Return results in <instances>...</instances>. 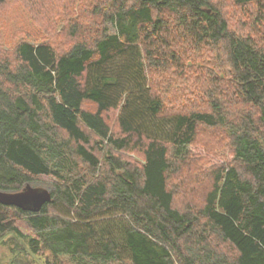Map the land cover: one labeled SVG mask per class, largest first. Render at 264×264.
Masks as SVG:
<instances>
[{"label": "trees", "instance_id": "trees-1", "mask_svg": "<svg viewBox=\"0 0 264 264\" xmlns=\"http://www.w3.org/2000/svg\"><path fill=\"white\" fill-rule=\"evenodd\" d=\"M20 2L29 30L0 28V190L51 199L0 203V241L47 264H264V0L232 1L239 30L221 0ZM199 140L231 159L200 177Z\"/></svg>", "mask_w": 264, "mask_h": 264}, {"label": "rangeland", "instance_id": "rangeland-1", "mask_svg": "<svg viewBox=\"0 0 264 264\" xmlns=\"http://www.w3.org/2000/svg\"><path fill=\"white\" fill-rule=\"evenodd\" d=\"M23 1L24 0H19ZM18 0H6L3 6L0 8V28L3 39L7 44L12 42L7 38L11 30H29L30 18L23 10L24 5L19 3ZM219 4L222 5L226 15L230 17L231 21L237 15L238 9L234 6L233 0H221ZM23 5V6H22ZM255 6H250L252 10ZM25 9V8H24ZM238 24V23H237ZM232 21L231 27L233 29L239 30L238 25ZM246 27L247 23L245 22ZM245 27V28H246ZM58 42H64L63 39H59ZM66 43V42H64ZM57 44V43H55ZM61 45V44H57ZM167 99V97L165 96ZM207 142L199 140L198 143L190 145L191 154L194 157V161L199 165V169H196L197 175L200 177L202 173L209 170L210 168L216 167L219 164L228 163L231 159V153L228 149H223L220 151L208 149ZM206 144V145H205ZM217 151V152H216ZM133 155V154H132ZM193 171V173L195 172ZM192 173V174H193ZM32 186L44 187L50 189L52 186L45 184L41 181H34L29 183ZM196 204H200L202 197L199 194L193 196ZM47 253L34 254L26 245L25 241L18 239H9V236H5L0 241V264H47L46 262ZM65 264H69L66 262Z\"/></svg>", "mask_w": 264, "mask_h": 264}, {"label": "water", "instance_id": "water-1", "mask_svg": "<svg viewBox=\"0 0 264 264\" xmlns=\"http://www.w3.org/2000/svg\"><path fill=\"white\" fill-rule=\"evenodd\" d=\"M51 199V192L44 187L32 186L27 183L17 191L0 190V203L13 205L23 210L39 211L42 204Z\"/></svg>", "mask_w": 264, "mask_h": 264}]
</instances>
